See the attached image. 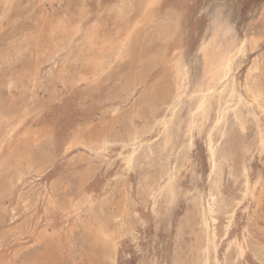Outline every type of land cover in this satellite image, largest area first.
Here are the masks:
<instances>
[{"label": "rangeland", "instance_id": "374dc122", "mask_svg": "<svg viewBox=\"0 0 264 264\" xmlns=\"http://www.w3.org/2000/svg\"><path fill=\"white\" fill-rule=\"evenodd\" d=\"M117 1L13 0L10 8L12 11L6 10L5 3L0 2V55L5 52L11 56L10 63H3L0 59V132L3 133V136L0 134V264H202L198 256L200 252L198 248L205 241V232L200 210L206 206V198H210L213 190L206 139L214 117L205 125L201 134L197 131L193 133L189 147V139L185 134L189 105L185 101L183 107L181 106L175 114V124L172 125V129L177 128L171 129L172 141L168 146L170 149L167 147V150H161L163 131L159 123H156L158 121L153 118V112L160 116L158 120L166 113L169 117L168 105L156 103L157 107L152 110L156 104L151 97L150 89L143 84V89L141 85L132 91L122 89L126 80L130 78L128 73L131 69L130 58H117L115 53H111L110 56L109 53L101 54L102 57H108L105 60L108 72L102 74L100 81L87 75L86 59L91 53L84 44L85 35L92 25L97 24L96 16L99 17L97 20L101 24L112 23L111 15L114 14L110 11L109 5L112 7ZM159 7L161 17L169 8H173L178 13L180 43L178 39L177 42L180 45L174 41L175 45H179L175 54L181 52L184 64L189 66H187L189 93L202 72L200 45L209 35V27L214 16L224 11V16L234 25L238 38L257 42H254L253 49H250L251 52L249 51L242 60L243 63L240 62L235 71V89L238 94L241 93L246 98L245 83L248 77L246 74L249 73L250 66L258 62L257 74L255 73L254 77L263 91L264 99V0H162ZM81 11H85L82 32L74 35L71 40L64 37L61 47L52 49L54 53L49 60L39 62L36 49L31 47L34 42L31 36L34 37L39 33L42 19L50 17L56 19L54 22L57 19L73 21L82 14ZM107 18L111 22H108ZM144 25L141 26L140 37L148 39L152 35L154 24L148 23L146 27ZM47 30L49 31V27ZM46 34L48 37V32ZM163 43L160 39L156 40L159 46ZM161 68L157 65L150 72L151 81L158 85L161 83ZM36 71L38 74L35 73ZM221 103L218 111L226 109L225 101ZM10 109L14 110L15 114H10ZM253 109L254 115H251L250 107L240 108V113L249 117L246 120V132L240 130V126L231 114V109L228 110L230 114L227 115L225 127L223 125L221 130L223 137L220 147L224 152L222 153L220 147L219 152L224 154L232 148L239 153L243 164L247 167L249 188L247 191L241 171L235 172L234 176L226 172L222 175L220 190L225 202L222 206H218L219 209L215 207L209 217V235L213 236L217 252L215 258H212V253L210 254L211 264H264V150L260 151L257 146L258 133H264L262 132L264 116L256 107ZM104 115L106 118L109 117V121L111 119L110 134L104 136L106 138H84L82 144L66 149V143L71 139L74 131L85 124L86 118H93L96 124ZM124 122L126 125L123 124ZM47 126L51 128L49 131L52 137L34 142L37 134ZM136 131H138L137 140L142 141L135 140V144L132 145L129 139ZM119 133L126 135L122 136ZM220 134V131L215 129L214 140H218ZM156 137H158L157 142L154 141ZM151 143L155 154L152 159L147 156L145 149V145ZM101 145H105L106 149H100ZM139 147H142V151L137 164L131 170H127L125 156L132 151L130 149ZM241 147L246 148L245 153L244 150L241 151ZM18 151L32 157L28 160L31 163L25 158L18 165L17 162L14 163ZM180 152H184L182 154L185 155ZM147 157L152 162H149ZM168 159L170 163L167 162ZM174 165L178 167L176 186L179 197L172 205L169 217L166 219L159 214L164 208V200L157 201V197L154 198L150 193L159 174ZM144 174H149V177ZM101 223L113 232L115 240L110 248H103L92 238L93 232ZM236 243L242 246V255L239 254Z\"/></svg>", "mask_w": 264, "mask_h": 264}, {"label": "bare ground", "instance_id": "6f19581e", "mask_svg": "<svg viewBox=\"0 0 264 264\" xmlns=\"http://www.w3.org/2000/svg\"><path fill=\"white\" fill-rule=\"evenodd\" d=\"M3 1L6 5V10H11L10 8L13 5V0H0V2ZM44 0H41V2ZM52 1V0H48ZM162 0H118L112 7L109 8L110 11L114 14L112 16V23L110 24H101L99 23L97 19L99 17L96 16L97 23L95 26L90 27V31L86 33L85 35V43L87 45L88 51L91 53V55L86 59L88 63L86 64L88 73L87 75L92 77L94 80H99L102 74L106 71V63L105 60L106 56L102 57L101 54H108L109 56L111 53H115L117 56L115 57H128L130 58V66L131 69L128 71L130 78L126 80L123 86V90L125 91H132L138 86H142V84L151 91V97L154 100L155 104L158 105H168V112L170 114L169 117L166 116V114L158 120L160 116L153 112V118H155V121H158L156 123H159L158 125L161 126V130L163 131V142H161L162 146H158L161 148V150H167V147L171 145V129L172 125L174 123V119L176 112H178L181 109V106L183 107V103L186 101L189 105V113H188V120L186 125V138L189 139V147L191 146L192 139H193V133L195 131L198 132V134H201V132L204 130L205 125L210 123L211 119L214 117L213 125L210 130H208V136H207V151H208V158H209V165H210V176L212 181V193L210 194V198H206V206L200 210V217H201V223L203 225V229L205 232V241H203V244L200 248L199 252V259H201L202 264H211L209 262L210 254L212 253V258H215V254H217L215 247H214V239L213 236L211 237L209 235V217L211 216L212 212L215 210V207L219 209L220 206H222L225 202L224 197L221 196V190L220 185L222 183V175L224 172H226L228 175L234 176L235 172L241 171L244 177L245 187L248 191V175H247V167L243 164L242 158H240V155L238 152H235L232 148L228 149L227 152L225 151L224 154H222L224 151L220 147L223 137V125L227 119L228 113L233 114V118L235 119V122L238 123L240 126V130L244 131L247 128L246 115L244 116L242 113H240L241 109H246L247 107L251 108L249 110L251 115H254V107H256L264 116V99H263V91L259 87L257 80L255 79L254 75H256L258 70V62H254L252 66H250L249 73L246 74L247 81L245 83V97H243L240 94L237 93L235 89V79L234 74L237 70L239 63L242 62V60L247 56L250 49H253L254 42H251L249 39H243L238 38L234 31V25L230 22L228 18H226L223 14V12H218L220 10H216L218 13L214 16V19H212L210 27H209V35L207 38H205L201 45H200V52L202 56V72L200 73V76L195 80V83L192 87L191 92H188V78H189V70L187 66L184 64L182 54L181 52L178 54H175V52L179 48V16L178 13L173 9L169 8L166 10V13L163 17H161L159 13V5ZM40 2V3H41ZM45 5V4H43ZM112 5V4H111ZM85 6V4H84ZM107 6V5H106ZM4 8V7H3ZM82 9V8H81ZM87 9V8H86ZM84 8V10H86ZM4 10V9H3ZM5 10V11H6ZM104 10V9H103ZM12 11V10H11ZM30 11V10H28ZM83 11V10H82ZM81 11V12H82ZM106 11V10H105ZM105 15L107 14L106 12ZM9 12V11H8ZM7 12V13H8ZM85 12V11H84ZM84 12L78 17V19L70 21V20H62L57 19L56 22H54L56 19H51L50 17H44L42 19L41 28L39 30V33H36L35 36H31L33 47L37 56V60L39 62L47 61L49 60L50 56L54 53L52 49H59L61 47V42H63V38L67 37L69 40L72 39L74 35L79 33L82 30V22L84 19ZM162 12V11H161ZM4 13V12H3ZM6 13V12H5ZM102 13V14H103ZM109 13V14H112ZM216 13V12H215ZM214 13V14H215ZM9 14V13H8ZM20 14V13H19ZM47 14V13H46ZM99 14V13H98ZM101 14V16H102ZM4 15V14H3ZM6 15V14H5ZM88 15V14H87ZM26 16V15H25ZM109 16V17H111ZM58 17V16H57ZM69 17V15H68ZM105 17V16H103ZM213 17V15H212ZM5 18V17H4ZM7 18V17H6ZM49 18V19H48ZM71 18V17H70ZM101 18V17H100ZM5 20V19H4ZM102 20V19H101ZM108 20V18H107ZM110 20H108L109 22ZM87 22V20H86ZM107 22V23H108ZM111 22V21H110ZM2 23V22H1ZM61 23V24H60ZM88 23V22H87ZM103 23V22H102ZM144 23H153L154 26H152V35L148 39H144V37L141 39L140 33L142 30V25ZM18 24V23H17ZM92 24V23H91ZM144 25V27L147 26ZM60 25V26H59ZM113 26V28L111 27ZM47 27H49V31L47 30ZM2 28V27H1ZM1 30V29H0ZM32 30H34L32 28ZM48 37H47V32ZM87 30V29H86ZM147 30V29H146ZM11 31V30H10ZM17 31V30H16ZM27 31V30H26ZM30 32V31H29ZM33 32V31H31ZM46 32V33H45ZM82 32V31H81ZM21 34V33H20ZM18 34V35H20ZM25 34V33H24ZM149 34V32H148ZM28 35V34H27ZM143 35V34H142ZM16 36V35H15ZM145 36V35H144ZM20 37V36H19ZM18 38V37H17ZM48 39V40H47ZM161 42H164L163 45H157L156 40H159ZM178 39V42H177ZM21 40V39H20ZM26 41V40H25ZM31 41V40H30ZM179 45H175L176 43ZM29 42V41H28ZM50 42V43H49ZM69 42V41H68ZM80 42V41H79ZM26 43V42H25ZM56 43V44H54ZM73 43V42H72ZM152 43V44H151ZM257 43V42H256ZM22 44V43H21ZM81 44V43H80ZM174 44V45H173ZM73 45V44H72ZM77 45V44H76ZM82 45V44H81ZM10 46V44H9ZM73 47V46H72ZM256 47V46H254ZM6 48V47H5ZM75 48V47H74ZM80 48V47H79ZM78 48V49H79ZM82 48V47H81ZM70 49V48H69ZM256 49V48H255ZM9 50V49H8ZM31 50V48H30ZM76 50V49H75ZM22 51V50H21ZM24 51V50H23ZM181 51V50H180ZM14 52V51H13ZM61 52V51H60ZM81 52V51H80ZM79 52V53H80ZM179 52V51H178ZM251 52V51H250ZM19 54L18 52H15ZM89 53V54H90ZM199 53V52H198ZM169 54H171V57H169ZM113 55V54H112ZM198 55V54H197ZM196 55V56H197ZM35 56V55H34ZM108 56V55H107ZM21 57V55L19 56ZM27 57V56H26ZM75 58V57H74ZM112 58V57H111ZM190 58V57H189ZM188 58V59H189ZM0 59L3 63H10L11 62V56L9 54H6L5 52L0 55ZM78 59V58H77ZM76 59V60H77ZM115 59V58H114ZM194 59V58H193ZM18 60V59H17ZM35 60V61H37ZM117 60V59H115ZM14 61V60H13ZM192 62V60H191ZM23 63V62H22ZM35 63V62H34ZM71 63V62H70ZM111 63V62H110ZM189 63V62H188ZM194 63V62H193ZM243 63V62H242ZM123 64V63H122ZM163 64V65H162ZM192 64V63H191ZM200 64V63H199ZM36 65V63H35ZM66 65V64H65ZM76 65V63H75ZM109 65V63L107 64ZM112 65V64H110ZM121 65V64H120ZM146 65V69L144 67ZM160 65L162 68L161 70V83L160 85L156 84V82H152L150 78V72L152 69ZM193 65V64H192ZM198 65V63H197ZM199 65V67H201ZM18 66V64H17ZM16 66V67H17ZM21 66V65H20ZM39 66V65H38ZM84 67V66H83ZM84 67V68H86ZM127 67V66H126ZM189 67V66H188ZM194 67V66H193ZM12 68V66H11ZM14 68V67H13ZM35 68V67H34ZM63 68V67H62ZM65 68V67H64ZM116 69V68H115ZM190 69V68H189ZM198 69V68H197ZM65 70V69H64ZM82 69H80L81 71ZM86 71V69H84ZM109 70V69H108ZM8 71V70H7ZM5 70V72H7ZM34 71V70H33ZM194 71V70H193ZM65 72V71H64ZM68 72V71H67ZM77 72V71H76ZM108 72V71H106ZM113 72V71H112ZM111 72V73H112ZM11 73V72H10ZM13 73V72H12ZM37 73V71L35 72ZM72 73V71H71ZM256 73V74H255ZM38 74V73H37ZM82 74V73H81ZM106 74V73H104ZM109 74V73H108ZM12 75V74H10ZM64 75V74H63ZM74 75V74H73ZM122 75V73H121ZM69 76V75H68ZM71 76V75H70ZM124 76V75H122ZM193 76V74H192ZM238 76V75H237ZM1 77V75H0ZM5 77V76H4ZM2 77V78H4ZM11 77V76H10ZM35 77V76H34ZM125 77V76H124ZM38 78V77H37ZM86 79V78H85ZM120 79V78H119ZM158 79V78H157ZM191 79V78H190ZM4 80V79H3ZM23 80V79H22ZM26 80V79H25ZM88 80V79H87ZM106 80V79H105ZM84 81V80H83ZM92 81V80H91ZM90 81V82H91ZM100 81V80H99ZM190 81V80H189ZM192 81V80H191ZM1 82V81H0ZM3 82V81H2ZM10 82V81H9ZM79 83V81L77 80ZM81 82V81H80ZM93 82V81H92ZM96 82V81H95ZM105 82V81H104ZM103 82V83H104ZM158 82V81H157ZM67 83V82H66ZM87 83V82H86ZM89 83V82H88ZM87 83V84H88ZM7 84V83H6ZM9 84V83H8ZM13 84V83H12ZM33 84V83H32ZM77 84V83H76ZM94 84V83H93ZM22 85V84H21ZM35 85V84H34ZM191 85V83H190ZM241 85V84H240ZM244 85V84H243ZM7 86V85H6ZM20 86V85H19ZM239 86V85H238ZM8 87V86H7ZM92 87V86H91ZM10 88V87H9ZM12 88V87H11ZM95 88V87H94ZM139 88V87H138ZM120 89V86H119ZM143 89V86H142ZM146 89V90H147ZM190 89V88H189ZM264 89V87H263ZM122 90V91H123ZM5 91V90H4ZM11 91V90H9ZM95 91V90H94ZM136 91V90H135ZM190 91V90H189ZM31 92V91H30ZM141 92V91H139ZM32 94V93H31ZM125 94V93H124ZM132 94V93H131ZM147 94V93H146ZM2 95V94H1ZM22 95V94H21ZM130 95V94H129ZM127 95V96H129ZM124 96V97H127ZM26 97V95L24 96ZM123 98V97H122ZM121 98V99H122ZM24 99V98H23ZM126 99V98H125ZM124 99V100H125ZM143 99V98H142ZM25 100V99H24ZM23 100V101H24ZM27 100V99H26ZM140 100V98H139ZM12 101V100H11ZM221 101H225L226 109L223 111H218V107L222 105ZM231 102V103H229ZM150 103V102H148ZM221 103V104H220ZM224 103V102H223ZM151 104V103H150ZM149 104V105H150ZM157 104L152 107V110H155L154 108L157 107ZM186 105V104H185ZM138 107V106H137ZM31 108V107H29ZM25 109H28L25 107ZM149 109V108H148ZM224 109V108H223ZM9 110V109H8ZM115 110V109H114ZM113 110V111H114ZM160 110V108H159ZM10 114H15L14 110L10 109ZM102 111V110H101ZM151 111V110H150ZM242 111V110H241ZM26 112V111H25ZM129 112V111H128ZM132 112V111H131ZM139 112V111H138ZM158 112V111H157ZM165 112V110H164ZM167 112V111H166ZM23 113V112H22ZM27 113V112H26ZM30 113V112H29ZM32 113V112H31ZM180 113V112H179ZM6 114V113H5ZM112 114V113H110ZM115 112H113V115ZM121 114V113H120ZM260 114V115H262ZM25 115V114H23ZM105 115H107L105 113ZM102 116L100 118L98 123H94V119L91 117H88L84 120L85 124L80 127V129H77L74 131L71 139L66 143V149L69 150L73 148L74 146L78 144H82V140L90 139V138H106L107 134H110V121L108 118ZM123 115V114H122ZM126 113H124V116ZM129 115V114H128ZM133 115V114H131ZM162 115V114H161ZM178 115V114H177ZM4 116V115H3ZM9 116V115H8ZM30 116V114H29ZM117 116V115H116ZM257 116V115H255ZM14 117V116H13ZM24 117V116H23ZM111 117V116H110ZM115 117V115H114ZM119 118V115L117 116ZM123 117V116H122ZM126 117V116H125ZM232 117V116H231ZM112 118V117H111ZM117 118V119H118ZM121 118V117H120ZM119 118V119H120ZM124 118V117H123ZM122 118V120H123ZM131 119V117L129 116ZM128 118V119H129ZM152 118V117H151ZM187 118V117H186ZM21 119V118H20ZM26 119V117H25ZM118 119V120H119ZM127 119V118H126ZM125 119V120H126ZM183 119V118H182ZM233 119V120H234ZM5 120V119H4ZM114 120V118H113ZM252 120V118H251ZM260 120V119H259ZM24 121V120H23ZM22 121V122H23ZM129 121V120H127ZM131 121V120H130ZM129 121V122H130ZM133 121V120H132ZM229 121V120H228ZM249 121V120H248ZM5 122V121H4ZM12 122V121H11ZM21 122V120H19ZM123 122V121H122ZM15 123V122H14ZM5 124V123H4ZM116 125L115 123H113ZM125 124V122L123 123ZM121 124V125H123ZM231 124V123H230ZM7 125V124H6ZM12 125V124H11ZM126 125V124H125ZM123 125V126H125ZM233 125V124H231ZM230 125V126H231ZM237 125V126H238ZM258 125V124H257ZM15 126V125H14ZM22 126V125H21ZM180 126V125H179ZM178 126V127H179ZM182 126V125H181ZM252 126V125H251ZM9 127V126H8ZM7 127V128H8ZM118 127L121 128V126L118 125ZM130 127V126H129ZM225 127V125H224ZM228 127V126H226ZM234 127V126H233ZM232 127V128H233ZM250 127V126H249ZM4 128V127H3ZM29 128V127H28ZM123 128V127H122ZM132 128V127H131ZM134 128V127H133ZM137 128V127H136ZM139 128V127H138ZM177 128V127H175ZM173 128V129H175ZM231 128V129H232ZM32 129V128H31ZM49 126H47L45 129H42L39 134H37L34 142L40 141L45 137L51 136V132L49 131ZM125 129V128H124ZM147 129V128H146ZM153 129V128H152ZM160 129V128H159ZM172 129V130H173ZM180 129V128H179ZM178 129V130H179ZM215 129H218L220 131V136H218V140H214L213 131ZM230 129V131H231ZM252 129V128H251ZM250 129V130H251ZM2 130V128H1ZM7 130V129H6ZM12 130V129H11ZM126 130V129H125ZM131 130V129H130ZM128 130V131H130ZM140 130V129H139ZM144 130V129H143ZM176 130V129H175ZM174 130V131H175ZM228 130V129H227ZM237 130V129H235ZM261 130V128H260ZM18 131V130H17ZM28 131V130H27ZM112 131V130H111ZM123 131V130H122ZM147 131V130H146ZM145 131V132H146ZM13 132V130H12ZM125 132V131H124ZM176 132V131H175ZM184 132V131H183ZM236 132V131H235ZM246 132V130H245ZM264 132V131H262ZM10 133V130H9ZM32 133V132H31ZM115 133V132H114ZM117 133V132H116ZM130 133V132H129ZM138 131L134 132L133 135H131L129 141H131V144H135V140H137ZM152 133V131H151ZM178 133V132H177ZM217 133V132H216ZM231 133V132H230ZM1 134V132H0ZM3 134V133H2ZM1 134V135H2ZM29 133L27 132V135ZM53 134V133H52ZM118 134V133H117ZM122 135V133H119ZM128 134V132H127ZM174 134V133H173ZM183 134V133H182ZM197 134V135H198ZM258 140H257V146L260 149V151L264 150V133L260 134L258 133ZM12 135V134H11ZM31 135V134H30ZM126 134L122 135L125 136ZM237 135V133H236ZM235 135V136H236ZM239 135V134H238ZM3 136V135H2ZM112 136V134H111ZM151 136V135H150ZM174 137V135H172ZM177 136V135H175ZM234 136V135H232ZM242 136V135H241ZM244 136V134H243ZM1 137V136H0ZM24 137V136H23ZM29 137V136H28ZM32 137V136H31ZM52 137V136H51ZM129 137V136H128ZM146 137V136H145ZM162 137V138H163ZM230 137V136H229ZM247 137V136H246ZM33 138V137H32ZM118 138V137H117ZM123 138V137H122ZM121 138V139H122ZM148 138V135H147ZM158 137L154 141L157 140ZM184 138V137H183ZM240 138V137H239ZM242 138V137H241ZM248 138V137H247ZM8 139V138H7ZM26 139V138H24ZM53 139V138H52ZM69 139V138H68ZM120 139V138H119ZM118 139V140H119ZM142 139V138H141ZM161 139V138H160ZM234 139V138H233ZM245 139V138H244ZM249 139V138H248ZM255 139V138H253ZM257 139V138H256ZM27 140V139H26ZM31 140V139H30ZM28 140V141H30ZM50 139H48L49 142ZM96 140V139H95ZM144 140V139H143ZM147 140V139H146ZM178 140V139H177ZM195 140V139H194ZM229 140V139H228ZM231 140V139H230ZM32 141V140H31ZM139 141V140H137ZM142 141V140H140ZM139 141V142H140ZM145 141V140H144ZM153 141V140H152ZM176 141V140H175ZM184 141V140H183ZM182 141V142H183ZM227 141V140H226ZM233 141V140H231ZM236 141V140H235ZM246 141V140H245ZM254 144H256V140H254ZM7 142V141H6ZM23 142V141H22ZM33 142V141H32ZM105 142V141H104ZM138 142V144H139ZM157 142V141H156ZM10 143V141H9ZM25 143V142H24ZM50 143V142H49ZM85 143V142H84ZM99 143V142H98ZM121 143V142H120ZM129 143V142H128ZM149 143V142H147ZM223 143L226 144L223 140ZM252 143V142H251ZM39 144V143H37ZM86 144V143H85ZM92 144V143H91ZM95 144V143H94ZM106 144V143H105ZM119 144V143H118ZM144 144V143H143ZM142 144V145H143ZM229 144V143H227ZM235 144V143H234ZM243 144V143H242ZM19 145V144H18ZM23 145V144H22ZM155 145V144H154ZM159 145V144H158ZM236 145V144H235ZM247 145V143H246ZM253 145V144H252ZM2 146V145H1ZM86 146V145H84ZM111 146V145H108ZM128 146V145H127ZM177 146V145H176ZM227 146V145H226ZM231 146V145H229ZM245 146V145H244ZM255 146V145H254ZM21 147V146H20ZM87 147V146H86ZM97 147V146H95ZM124 147V146H123ZM174 147V146H173ZM184 147V146H183ZM187 147V146H185ZM184 147V148H185ZM219 147L222 150V153L219 152ZM246 147V146H245ZM245 147H241V151L244 150L245 153ZM4 148V147H3ZM91 148V147H89ZM101 148H105V145H101ZM125 148V147H124ZM129 148H131L129 146ZM169 148V147H168ZM16 149V148H15ZM14 149V150H15ZM23 149V148H22ZM28 149V148H27ZM102 149V150H103ZM106 149V148H105ZM109 149V148H108ZM126 149V148H125ZM125 149H123L125 151ZM144 150L147 152V156L151 159L153 158L154 150L151 144L145 145ZM157 151V148H155ZM170 149V148H169ZM240 149V148H239ZM18 150V149H17ZM16 150V151H17ZM21 150V149H20ZM49 150V149H48ZM101 150V151H102ZM122 150V149H121ZM132 150L127 156L124 158L125 166L127 170H131L135 164H137V160L139 158V155L141 154L140 151H142V147L139 148H132ZM226 150V149H225ZM33 151H35L33 149ZM45 151V150H43ZM42 151V152H43ZM95 151V150H94ZM100 151V152H101ZM129 151V150H128ZM160 151V150H159ZM171 151V150H170ZM188 151V149L186 150ZM254 151V150H253ZM41 152V153H42ZM99 152V151H98ZM97 152V153H98ZM167 152V151H166ZM172 152V151H171ZM178 152V151H177ZM33 153V152H32ZM47 153V151H46ZM162 153V152H161ZM181 153V152H180ZM184 153V152H182ZM181 153V154H182ZM2 154V153H1ZM10 154V153H9ZM39 154V152H38ZM102 154V153H101ZM145 154V153H144ZM143 154V155H144ZM174 154V153H173ZM188 154V153H187ZM47 155V154H46ZM45 155V156H46ZM183 155V154H182ZM185 155V154H184ZM183 155V156H184ZM3 156V155H2ZM1 156V157H2ZM25 156V157H24ZM38 156V155H36ZM40 156V155H39ZM51 154L49 155V157ZM103 156V155H102ZM157 156V155H156ZM179 156V155H178ZM182 156V157H183ZM189 156V155H188ZM48 157V156H47ZM147 157V158H148ZM166 157V156H165ZM164 157V158H165ZM170 159V155H168ZM174 157V156H172ZM181 157V156H180ZM17 162V165L19 162L25 158L28 163H31L28 161L31 159L29 155L23 154V152L18 151L15 154L14 157ZM46 158V157H45ZM52 158V157H51ZM159 158V157H157ZM187 158V157H186ZM189 158V157H188ZM149 159V158H148ZM155 159V157H154ZM161 159V157H160ZM166 159V158H165ZM169 162L170 163V161ZM175 159V157H174ZM6 160V159H5ZM145 160V159H144ZM177 160V159H176ZM35 161V160H34ZM149 162H152V160H148ZM147 161V163H148ZM180 161V160H178ZM191 161V160H190ZM142 162V161H140ZM37 163V162H35ZM154 163V162H153ZM166 163V162H165ZM192 163V162H191ZM44 164V163H43ZM48 164V163H47ZM151 164V163H150ZM157 164V163H156ZM164 165L163 163H161ZM2 165V164H1ZM40 165V164H39ZM38 165V166H39ZM46 165V164H45ZM170 165V164H169ZM138 166V165H137ZM142 166V164H141ZM154 166V165H153ZM158 166V165H157ZM188 166V165H187ZM1 167V166H0ZM144 167V166H143ZM155 167V166H154ZM166 167V166H165ZM164 167V168H165ZM39 168V167H38ZM151 169V167H149ZM148 168V169H149ZM159 168V167H158ZM188 168V167H187ZM19 169V168H18ZM33 169V168H32ZM153 169V168H152ZM190 169V168H188ZM192 169V168H191ZM135 170V169H134ZM141 170V168H140ZM162 170V168H161ZM20 171V170H18ZM32 171V170H31ZM30 171V172H31ZM142 171V170H141ZM153 171V170H152ZM160 171V170H159ZM190 171V170H189ZM129 172V171H128ZM181 172V171H180ZM194 172V171H193ZM140 173V172H139ZM156 173V172H155ZM158 173V172H157ZM194 174V173H193ZM1 175V174H0ZM145 175V174H144ZM147 175V174H146ZM145 175V176H146ZM149 175V174H148ZM147 175V176H148ZM153 175V174H152ZM158 175V174H157ZM178 175V167L174 165L171 168H166L165 171H162L161 174H159L155 185H153V189L150 193L151 196L154 198L157 197V201L164 200V208L159 212L160 215H162L163 218H168L170 209L172 208V205L175 204V201L177 200L178 193H177V187L176 186V180ZM6 176V175H5ZM146 176V177H147ZM149 177V176H148ZM196 177V176H195ZM5 178V177H4ZM199 178V177H198ZM231 178V177H230ZM3 179V178H2ZM180 179V178H178ZM197 179V178H196ZM151 180V177L150 179ZM209 180V179H208ZM236 180V179H235ZM1 181V180H0ZM144 181V179H143ZM140 182V181H139ZM152 182V181H151ZM201 182V180L199 181ZM225 182V181H224ZM234 182V181H233ZM141 183V182H140ZM144 183V182H143ZM148 183V182H147ZM236 183V182H235ZM151 184V183H150ZM198 185V184H197ZM143 186V185H142ZM141 187V186H139ZM223 187V186H222ZM15 188V187H14ZM142 188V187H141ZM146 188V187H145ZM244 188V187H243ZM255 188V187H254ZM144 189V187H143ZM149 189V188H148ZM179 189V188H178ZM196 189V188H195ZM151 190V188H150ZM146 191V190H145ZM180 191V189H179ZM252 191V190H250ZM142 193V191H140ZM147 192V191H146ZM181 193V192H180ZM192 193V192H191ZM210 193V192H208ZM248 193V192H247ZM189 194V193H188ZM249 194V193H248ZM149 195V194H148ZM190 195V194H189ZM145 196V195H144ZM186 196V195H185ZM195 196V195H194ZM139 197V196H138ZM187 197V196H186ZM189 197V196H188ZM198 197V196H197ZM201 197V196H200ZM205 197V195H204ZM146 198V197H145ZM203 198V197H202ZM70 199V198H69ZM147 199V198H146ZM230 199V198H229ZM1 200V199H0ZM155 200V199H154ZM153 200V201H154ZM194 200V199H193ZM199 200V198H198ZM201 200V198H200ZM227 200V199H226ZM89 201V200H87ZM119 201V200H118ZM156 201V203H157ZM53 202V201H52ZM81 202V201H80ZM104 202V201H103ZM106 202V201H105ZM104 202V203H105ZM161 202V201H160ZM196 202V201H195ZM87 203V202H86ZM201 203V202H200ZM233 203V202H232ZM231 203V204H232ZM2 204V203H1ZM73 204V203H72ZM89 204V203H88ZM87 204V205H88ZM123 204V203H122ZM126 204V203H125ZM227 204V203H226ZM230 204V202H229ZM90 205V204H89ZM159 205V204H158ZM74 206V205H73ZM81 206V205H80ZM118 206V205H117ZM162 206V205H161ZM202 206V205H201ZM219 206V207H218ZM102 207V205H101ZM155 207V206H154ZM224 207V206H223ZM228 207V206H227ZM87 208V207H86ZM123 208V207H121ZM156 208V207H155ZM160 208V207H159ZM201 208V207H200ZM106 209V208H105ZM222 209V208H221ZM198 210V209H197ZM220 211V210H219ZM199 212V211H197ZM154 213V212H153ZM215 213V212H214ZM222 213V212H221ZM230 213V212H229ZM126 214V213H125ZM117 215V213H116ZM158 217V216H157ZM156 220H161L160 218H156ZM215 220V219H214ZM165 222V221H164ZM217 222V221H216ZM123 223V222H122ZM121 223V224H122ZM158 223V222H156ZM213 223V222H212ZM159 224V223H158ZM92 226V224L90 225ZM201 228V227H199ZM91 229V228H89ZM93 229V228H92ZM214 229V228H213ZM212 230V229H210ZM93 231V230H92ZM200 231V230H199ZM125 232V231H124ZM201 232V231H200ZM203 234V233H202ZM204 235V234H203ZM48 236V235H47ZM50 238V237H49ZM93 240L99 244L102 245L103 248H110V245L114 242V236L113 232L109 230V228L104 225V223L99 224L98 228L96 227L95 231L93 232ZM49 241V240H48ZM94 243V242H93ZM117 246V245H116ZM237 250L239 254H243V248H241V245H238L236 243ZM101 249V248H100ZM104 251V250H103ZM238 254V253H237ZM199 262V261H198Z\"/></svg>", "mask_w": 264, "mask_h": 264}]
</instances>
